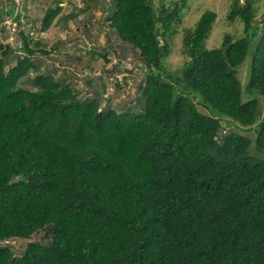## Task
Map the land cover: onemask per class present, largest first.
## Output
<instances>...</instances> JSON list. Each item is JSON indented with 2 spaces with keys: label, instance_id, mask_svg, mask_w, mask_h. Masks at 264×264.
I'll return each instance as SVG.
<instances>
[{
  "label": "trees",
  "instance_id": "1",
  "mask_svg": "<svg viewBox=\"0 0 264 264\" xmlns=\"http://www.w3.org/2000/svg\"><path fill=\"white\" fill-rule=\"evenodd\" d=\"M65 1L43 0L40 31L77 17ZM8 2L0 264H264V0H226L223 19L241 30L215 46L211 9L181 29L191 0H101L105 43L87 52L102 64L50 57Z\"/></svg>",
  "mask_w": 264,
  "mask_h": 264
},
{
  "label": "rangeland",
  "instance_id": "2",
  "mask_svg": "<svg viewBox=\"0 0 264 264\" xmlns=\"http://www.w3.org/2000/svg\"><path fill=\"white\" fill-rule=\"evenodd\" d=\"M15 4H18L17 11H19L20 17L17 20L20 22V28L23 29L25 32L29 31V35L33 36V42L34 41H40L41 44L43 43L45 45V48L50 51V57H57L61 59V61L69 62L66 59V54H74L75 56H81L84 59H92L94 63L100 64L102 62L101 58L98 56L96 51H94L93 56L89 54L87 51H92L94 48L96 49L98 46H104L105 43V30L107 28L100 27L96 21L100 16V9L97 5V2L101 0H68L63 3V6L65 7L64 13L68 12H75L77 13V17L72 20L68 21V26L66 25V29L62 31V27L64 26L62 23H55L51 24L50 27L46 28L43 31L39 30V23L40 18L42 17L41 11L44 9L43 6V0H39L40 8L37 7V4L35 2H29L26 5V12L23 9L24 5L22 7L23 0H13ZM262 2L263 0H255ZM89 5V6H88ZM85 6H88L86 13L79 12L80 8H85ZM205 9H211L216 13V19L213 23V33L211 35L210 39V45L209 46H215L218 45L224 36L225 33H231V34H239L241 27L237 23L229 24L227 21L223 19V15L226 13L227 4L226 0H191L190 6L187 8V10L184 11V13L181 15V29L191 27L194 22L196 21L199 14L205 10ZM7 11H9V2L8 0H0V26L2 23L5 24H11L10 26H15L14 19L9 18ZM92 13V23L93 28H90V31L93 35V40L90 41L85 36V29L88 28V25L90 23L89 17H87L88 14ZM13 16V15H12ZM91 16V15H90ZM8 21V22H7ZM16 27V26H15ZM37 27V28H36ZM181 29L179 30V33L174 35L173 41H174V48L173 53L169 57V65L171 68H176L180 66V60H181V53H180V46L182 44V38H181ZM67 30V31H65ZM67 39V40H66ZM66 40V41H65ZM3 42H8L10 45H17L20 43V38L13 37H5L3 39ZM63 43V44H62ZM254 48V45L252 46ZM100 50L101 47H98ZM94 49V50H95ZM253 50V49H252ZM130 52V51H127ZM252 56V51H251ZM113 59L116 62V57L113 56ZM47 58V57H45ZM250 58L246 60L247 66H250ZM62 61V62H63ZM60 64L59 60L56 59H49L47 61L46 66L48 68H52V66L58 67ZM61 65L59 68V72L57 73L59 76L61 75V69H64L66 67L65 64ZM102 64V63H101ZM121 65H124L121 63ZM125 66V65H124ZM138 72L137 68L134 69V72ZM246 72V68L242 67L240 71L238 72V75L240 78L244 76V73ZM84 74H87L86 72ZM127 75V74H126ZM113 76V75H112ZM118 79H120V75L116 76ZM115 81H112V83ZM134 84V83H133ZM123 85V84H122ZM110 92L113 90V85L110 84ZM123 89H121L122 91ZM128 92L131 90L132 94H134V90L131 88H125ZM126 93V92H125ZM261 103L264 106V100H261ZM199 109L202 112H205V109L203 106H199ZM230 119L225 118L222 119L220 122L227 123ZM226 125V124H225ZM227 126V125H226ZM234 130L242 135H246L249 137H254L255 132L254 131H242V130H236V126L230 125ZM264 154V153H262Z\"/></svg>",
  "mask_w": 264,
  "mask_h": 264
},
{
  "label": "clouds",
  "instance_id": "3",
  "mask_svg": "<svg viewBox=\"0 0 264 264\" xmlns=\"http://www.w3.org/2000/svg\"><path fill=\"white\" fill-rule=\"evenodd\" d=\"M202 106V105H201ZM203 108L205 109V111H206V114H208V111H207V109L203 106ZM225 118H227V117H222V119H225ZM222 124H224V126H225V122H221Z\"/></svg>",
  "mask_w": 264,
  "mask_h": 264
}]
</instances>
